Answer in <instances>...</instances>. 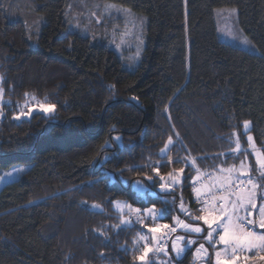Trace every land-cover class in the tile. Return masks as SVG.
Instances as JSON below:
<instances>
[{
    "label": "trees",
    "instance_id": "obj_1",
    "mask_svg": "<svg viewBox=\"0 0 264 264\" xmlns=\"http://www.w3.org/2000/svg\"><path fill=\"white\" fill-rule=\"evenodd\" d=\"M115 4L143 22L137 64L115 50L127 14L106 8ZM227 6L260 53L220 40L215 10ZM0 74L6 96L56 106L53 117L17 121L7 108L0 119V169L30 166L0 191V264H134L123 249L147 234L143 225L107 228L108 241L93 231L119 223L114 199L162 207L175 223L181 200L203 204L193 197L197 169L247 157L243 121L264 148V0H0ZM169 136L171 164L160 155ZM152 165L165 177L184 168L182 185L162 191ZM136 180L148 188L142 199ZM193 256L172 264H199Z\"/></svg>",
    "mask_w": 264,
    "mask_h": 264
},
{
    "label": "snow or ice",
    "instance_id": "obj_2",
    "mask_svg": "<svg viewBox=\"0 0 264 264\" xmlns=\"http://www.w3.org/2000/svg\"><path fill=\"white\" fill-rule=\"evenodd\" d=\"M111 7V5L106 6V8ZM117 11L123 10L118 9ZM92 15L94 16L95 13ZM226 35L231 36L233 39H238L231 31L226 32ZM242 43L248 44L249 41L247 38H244ZM3 80V76L0 75V85H2ZM4 96L5 89L0 86V117L4 115L3 107L7 103H10V101L4 100ZM24 96L26 102L23 105L18 104V112L13 117L16 120L30 117L33 111L43 113H53L55 111L56 106L54 104L40 103L29 93H25ZM165 111H167V108ZM251 124V121L245 120L243 121L242 128L246 135L248 147L251 148L255 156V164L257 166L255 171H257V176L253 177L252 173L254 169L251 164L247 163L246 159L241 160L239 166L233 165L226 169L220 167L218 169L222 174L220 176H216L215 173H205L204 175L208 176V179L211 181L210 184L201 181V174L199 169H197V175L193 179V190L197 200L206 206L200 209L203 214L195 216L193 219L203 221V224L207 228L185 223L179 217L174 218L176 226L154 224V226L148 227V234H137L133 239V247L131 249L126 246L124 247V251L133 252L134 264H157V262L158 264H172V259L168 252L169 240H171V247L175 257L180 259L191 245L197 243V240L188 239L185 242V237L182 235L171 239L172 234L176 233L178 229H183L188 233H206L203 239L214 249V260L211 264H238V261L241 260L243 264H249V261L257 260L264 264V255H262L264 254V203H261L259 206L257 204L258 197L261 201H264V194H260L257 191L261 189L264 192V185L259 182L260 180H264V148H258L255 144L254 137L250 134ZM175 135L179 137L178 132ZM239 137L240 133L235 130L231 137H229V140L234 142L235 145L231 150L237 154L242 152ZM120 139L119 136L114 138L115 141H119ZM173 144V138L169 136L167 142L160 150V155L166 160L167 164L172 163L168 152L170 151V146ZM107 147H111V145L109 144ZM243 154L245 157L247 156L246 152ZM104 160H109V157L105 156ZM191 164L195 165V159L191 160ZM151 168L161 181L159 187L164 192H170L176 185L182 182L181 177L184 168H180L178 172H168L167 180H165L164 175H161L159 165H152ZM132 170V168L121 170V176H123L124 171ZM16 171L21 172L23 169H17ZM233 174H235V177ZM12 176V172L4 173V175L0 176V182H4L6 177L11 178ZM146 179L148 181L153 180L152 176H146ZM197 182H200V187L195 186ZM133 183L137 196L142 199L145 193L148 192V188L143 181L136 180ZM213 189H218L219 194L217 195ZM202 195H207L209 198L201 200ZM111 203L117 211L119 223L93 230L98 232L99 236L105 241L109 240L106 232L107 228L120 231L133 225V217L135 218V223L144 225V215H147L153 221L156 220L157 216L162 218L165 215V210H158L154 206L142 212L140 208H135L126 202L113 201ZM82 204L86 205L90 210L103 213V208L100 204L88 205L87 201H82ZM179 208L186 215H191L185 207L183 200H181ZM144 226L147 227L146 225ZM220 245L223 247H219ZM244 253H253V255H242ZM161 255L165 259L160 260L159 257ZM195 257L201 261L208 260V249L204 243H200L195 249Z\"/></svg>",
    "mask_w": 264,
    "mask_h": 264
},
{
    "label": "rangeland",
    "instance_id": "obj_3",
    "mask_svg": "<svg viewBox=\"0 0 264 264\" xmlns=\"http://www.w3.org/2000/svg\"><path fill=\"white\" fill-rule=\"evenodd\" d=\"M111 6L116 7L117 9L123 10L124 12H127L126 15H123L126 18V22H125L126 29L124 31V35L120 38V41L117 42L115 50H117L120 54L121 53H123L124 55L127 54L128 57H123V58H125V63L127 65L137 64L139 62L138 55L141 52V49H142V47H143V45L145 43V37L143 36V27H142V23L143 22L140 19V17L138 16V14L136 15L129 8H123V7L118 6L116 4L115 5H111ZM82 12H85V11L82 10ZM215 12H216V23H217V27H218V34H219V38H220L221 41L233 44L235 46H239V47H241V48H243L245 50L248 49L249 51H251L253 53H256V54L260 53L259 47L250 39L249 35L247 33H245L244 29L242 28L241 23L239 22V11L237 10L236 7H228L227 6V7H223V8H218V9L215 10ZM228 31H231L232 33H234L238 37V39H233L231 36L226 35V32H228ZM244 38H247V40L249 41L248 44L242 43V40ZM0 86L3 87V83ZM30 95L34 96L36 98V101H38L40 103H47L45 101H41L34 94H30ZM4 100L5 101H10V103H7L6 104L7 106L5 105L3 107L4 115L2 117H0V119H2L5 116L7 108H9V109L13 108L14 109V113H13V117H14L17 114V112H18V104L19 105H23L26 102V98L21 99V100H16V99H13V98L8 97L6 95L4 96ZM48 104H50V103H48ZM34 113L43 114V112L33 111L32 115L30 117H24V118H21L20 120H17V121H21L22 119H25V118H31ZM44 114L49 116V117H53L56 114V107H55V111L53 113H44ZM250 128H251V126H250ZM250 134L254 137L252 132ZM254 140H255V137H254ZM246 142H247V139H246ZM240 143H241V148H242V144L243 143L241 142V140H240ZM255 144L257 145L256 141H255ZM257 147L259 148L258 145H257ZM245 150H248L249 153H247V157L243 158L242 160L246 159L247 163L251 164L253 169H255L257 167L256 164H255V156L252 153L251 148L248 147V144L245 147ZM239 163L233 164V165L239 166ZM233 165H231V166H233ZM231 166H229V167H231ZM29 167L30 166L28 164H24V165H15V166H13L11 168H7V169H3V168L0 169V176L4 175V173H7V172H12L13 173V176L11 178L6 177L4 182H0V191L3 188L4 184L10 183V182H14V180H17L22 175H24V172ZM229 167H224V168L226 169V168H229ZM17 169H23V171L17 172L16 171ZM178 170L179 169H177L176 172H178ZM203 173H206V172H203ZM255 174H257V173H254V171H253V173H252L253 177L257 176ZM183 175L184 174H182V177H181L182 182H183V178H184ZM215 175L216 176H220L222 174L219 171H217V172H215ZM233 175L235 177V174H233ZM167 179H168V177H165V180H167ZM242 179H243V177H242ZM182 182L180 184L176 185L175 187H178V186L180 187L182 185ZM259 182L262 185H264V180H260ZM208 184H210V183L208 182ZM195 186L196 187H200V183L197 182ZM134 187H135V185H134ZM214 190L219 193L218 189H214ZM257 191L260 194H264V192H262L261 189H258ZM193 197L197 200V197H196V194L194 193V190H193ZM113 201L126 202L128 204H131L135 208H140L142 210V212L144 210L148 209V208H151V207H146V209H142L138 205H135V204L133 205V203L131 201H128L125 198H116ZM261 203H264V201H261L259 199V197H258V200H257L258 206ZM184 205L188 209V211L191 213V215H186L185 214L184 217H179V219L184 221L185 223L198 225V226L206 229L207 226L203 224V221H197V220L193 219V217L203 214L200 211V209L205 207L206 205L202 204L200 206V208H198V209L191 208V206L188 205L185 202H184ZM155 208L158 209V210H162V207H155ZM143 219H144V225L147 226V227H145L143 225L145 227L146 231H147V234H148V227H152V226H154V224H167V225H170V226H176L175 223H171V222L167 223V222L163 221L161 219V217H159V216H157L155 221H153L147 215H144ZM133 225H135V218L134 217H133ZM205 234L206 233H201V234L188 233V232H185L183 229H178L176 233H173L172 234L173 236H172L171 239H175L176 236L182 235V236L185 237V242L188 239H196L197 240V243L195 245H191L190 248H188L185 251V253L183 254V256L180 259H182L184 256H186L188 254V252L192 251V253H194V256H193L194 260L197 261L199 264H211V262L214 260V255H213L214 254V249L203 239V236ZM169 243H170L169 247H168L169 248V250H168L169 255L171 256L172 260L177 259L175 257V254L172 251L171 240H169ZM200 243H204L205 247L208 249V260L207 261H201V260H199V259H197L195 257V249L199 246ZM219 247L222 248L223 246L220 245ZM252 254L253 253H244L242 255L252 256ZM262 255H264V254H262ZM159 259L163 260V259H165V257L163 255H161L159 257ZM180 259H178V260H180ZM253 262H255V261H253ZM238 264H243V261L242 260L238 261Z\"/></svg>",
    "mask_w": 264,
    "mask_h": 264
},
{
    "label": "built area",
    "instance_id": "obj_4",
    "mask_svg": "<svg viewBox=\"0 0 264 264\" xmlns=\"http://www.w3.org/2000/svg\"><path fill=\"white\" fill-rule=\"evenodd\" d=\"M210 173V172H209ZM205 173H203V172H201V181L203 182V183H208L209 182V179H208V176H206V175H204ZM200 183V182H199ZM218 195V194H217ZM203 198V200L204 199H208L209 197L208 196H204V197H202ZM169 242H168V247H169Z\"/></svg>",
    "mask_w": 264,
    "mask_h": 264
},
{
    "label": "water",
    "instance_id": "obj_5",
    "mask_svg": "<svg viewBox=\"0 0 264 264\" xmlns=\"http://www.w3.org/2000/svg\"><path fill=\"white\" fill-rule=\"evenodd\" d=\"M249 264H262V262H260V261L257 260V261H255L253 263L252 262H249Z\"/></svg>",
    "mask_w": 264,
    "mask_h": 264
}]
</instances>
